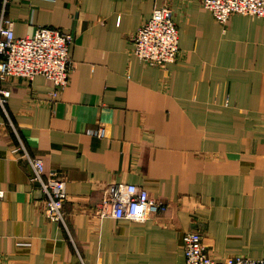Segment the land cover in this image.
<instances>
[{
	"label": "crops",
	"instance_id": "1",
	"mask_svg": "<svg viewBox=\"0 0 264 264\" xmlns=\"http://www.w3.org/2000/svg\"><path fill=\"white\" fill-rule=\"evenodd\" d=\"M165 2L7 6L16 37L49 27L73 41L57 96L40 75L0 81L10 92L0 108V264H185L190 231L215 260L264 259V18L220 24L199 0H170L177 59L144 66L130 36ZM21 143L46 175L64 177L67 231L43 214ZM111 184L143 187L168 209L142 223L100 215Z\"/></svg>",
	"mask_w": 264,
	"mask_h": 264
},
{
	"label": "built area",
	"instance_id": "2",
	"mask_svg": "<svg viewBox=\"0 0 264 264\" xmlns=\"http://www.w3.org/2000/svg\"><path fill=\"white\" fill-rule=\"evenodd\" d=\"M168 1L170 0L155 6L149 19L130 36L132 54L144 66L162 68L177 59L178 31ZM199 1L220 24H225L234 14L264 18V0ZM9 3L11 0H0V81L13 77L31 82L40 75L52 83V95L57 96L67 86L72 71L69 53L72 36L59 29L38 27L31 36L16 37L13 22L6 17ZM9 96V90L0 87V108L5 113ZM97 134L101 136L103 130L99 129ZM17 150L31 167L32 181L39 185L44 196L43 214L48 220L61 224L67 231L64 177L55 172L46 175L42 159L31 156L22 143ZM3 197L4 191L0 189V200ZM106 209L117 220L142 223L149 216L166 212L168 206L150 196L143 187L111 184L106 188L96 212L104 215ZM181 244L185 264H264V259L252 260L242 256L215 260L208 255L198 231L183 233ZM81 263L85 264L83 261Z\"/></svg>",
	"mask_w": 264,
	"mask_h": 264
}]
</instances>
